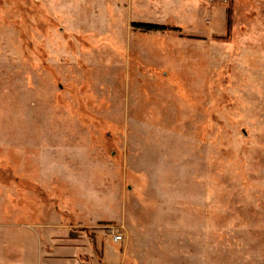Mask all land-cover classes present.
<instances>
[{
    "label": "rangeland",
    "instance_id": "374dc122",
    "mask_svg": "<svg viewBox=\"0 0 264 264\" xmlns=\"http://www.w3.org/2000/svg\"><path fill=\"white\" fill-rule=\"evenodd\" d=\"M37 224L264 264V0H0V264Z\"/></svg>",
    "mask_w": 264,
    "mask_h": 264
},
{
    "label": "crops",
    "instance_id": "0c3cea01",
    "mask_svg": "<svg viewBox=\"0 0 264 264\" xmlns=\"http://www.w3.org/2000/svg\"><path fill=\"white\" fill-rule=\"evenodd\" d=\"M137 1L147 3L151 0ZM133 20L131 17L128 23L135 22ZM37 227L38 230H33V243L23 244V247L28 248L27 253L20 252V255L24 254V258L33 256V264H122L125 258L122 247L119 250L113 245L106 246L103 240H98L99 232H89L90 225L37 224Z\"/></svg>",
    "mask_w": 264,
    "mask_h": 264
},
{
    "label": "trees",
    "instance_id": "16d2710c",
    "mask_svg": "<svg viewBox=\"0 0 264 264\" xmlns=\"http://www.w3.org/2000/svg\"><path fill=\"white\" fill-rule=\"evenodd\" d=\"M134 25L141 27L145 31H162V30H179L177 26H169L166 24L149 23V22H138Z\"/></svg>",
    "mask_w": 264,
    "mask_h": 264
},
{
    "label": "built area",
    "instance_id": "2783aa9c",
    "mask_svg": "<svg viewBox=\"0 0 264 264\" xmlns=\"http://www.w3.org/2000/svg\"><path fill=\"white\" fill-rule=\"evenodd\" d=\"M101 230H105L108 233L113 235V239L115 242L120 241L123 239V235L121 232L118 231V228H116V226H114L113 224H107L104 225Z\"/></svg>",
    "mask_w": 264,
    "mask_h": 264
}]
</instances>
